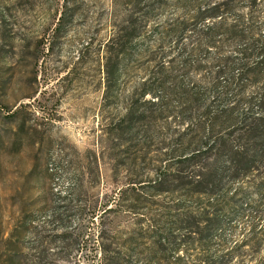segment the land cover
<instances>
[{
	"label": "rangeland",
	"instance_id": "1",
	"mask_svg": "<svg viewBox=\"0 0 264 264\" xmlns=\"http://www.w3.org/2000/svg\"><path fill=\"white\" fill-rule=\"evenodd\" d=\"M159 1L147 35L126 46L124 67V53L108 59L107 43L135 9L128 0H0V253L24 264L34 256L103 264L106 242L119 264H168L169 242L151 251L139 232L167 230L170 207L185 202L169 192L180 191L175 180L159 185L164 193H147L180 154L183 129L122 120L151 30L182 14L181 0ZM263 196L249 189L242 203ZM249 219L227 226L228 242L248 232ZM218 251L213 243L212 255Z\"/></svg>",
	"mask_w": 264,
	"mask_h": 264
},
{
	"label": "trees",
	"instance_id": "2",
	"mask_svg": "<svg viewBox=\"0 0 264 264\" xmlns=\"http://www.w3.org/2000/svg\"><path fill=\"white\" fill-rule=\"evenodd\" d=\"M128 3L133 13L107 43L108 59L115 50L117 57L124 53V67L126 46L147 35L146 24L160 7L159 0ZM179 3L182 14L148 36L139 56L147 61L143 77L122 120L183 129L180 154L163 166L147 193H164L159 185L175 180L180 191L169 192L185 202L170 207L167 230L141 226L139 237L151 241L155 252L167 240L168 264H264V196L242 203L249 189L264 194V0ZM236 218H250L248 232L228 242L224 233ZM134 239L135 233L128 247ZM213 243L219 251L212 255ZM112 245L100 246L103 264L120 263ZM31 261L43 262L35 256ZM24 262L21 255L0 253V264ZM70 264L85 263L75 257Z\"/></svg>",
	"mask_w": 264,
	"mask_h": 264
}]
</instances>
